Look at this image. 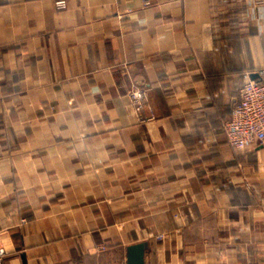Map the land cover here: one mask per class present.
Wrapping results in <instances>:
<instances>
[{"label": "crops", "instance_id": "0c3cea01", "mask_svg": "<svg viewBox=\"0 0 264 264\" xmlns=\"http://www.w3.org/2000/svg\"><path fill=\"white\" fill-rule=\"evenodd\" d=\"M56 1L0 0L4 264H264V0Z\"/></svg>", "mask_w": 264, "mask_h": 264}, {"label": "built area", "instance_id": "2783aa9c", "mask_svg": "<svg viewBox=\"0 0 264 264\" xmlns=\"http://www.w3.org/2000/svg\"><path fill=\"white\" fill-rule=\"evenodd\" d=\"M56 5L58 8H66L68 0H57ZM257 74V77L247 75L240 99L224 123L228 143L234 147L264 145V67ZM131 96L135 102L142 104L146 99V92L137 88ZM1 241L0 234V264H4L7 251Z\"/></svg>", "mask_w": 264, "mask_h": 264}, {"label": "water", "instance_id": "95a60500", "mask_svg": "<svg viewBox=\"0 0 264 264\" xmlns=\"http://www.w3.org/2000/svg\"><path fill=\"white\" fill-rule=\"evenodd\" d=\"M258 74H254L257 77ZM145 243L132 245L129 248V264H145Z\"/></svg>", "mask_w": 264, "mask_h": 264}]
</instances>
